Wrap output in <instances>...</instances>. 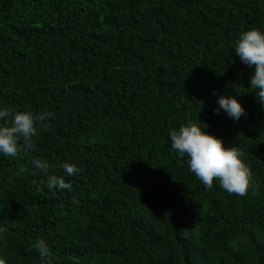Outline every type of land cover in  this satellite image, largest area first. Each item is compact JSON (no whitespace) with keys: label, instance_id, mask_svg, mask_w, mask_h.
<instances>
[{"label":"trees","instance_id":"trees-1","mask_svg":"<svg viewBox=\"0 0 264 264\" xmlns=\"http://www.w3.org/2000/svg\"><path fill=\"white\" fill-rule=\"evenodd\" d=\"M251 28L264 0H0V110L54 113L28 154H0V259L41 264L43 239L52 264H264V107L234 52ZM189 121L243 151L245 196L171 149ZM33 157L72 190L38 191Z\"/></svg>","mask_w":264,"mask_h":264},{"label":"clouds","instance_id":"clouds-1","mask_svg":"<svg viewBox=\"0 0 264 264\" xmlns=\"http://www.w3.org/2000/svg\"><path fill=\"white\" fill-rule=\"evenodd\" d=\"M234 45V52L240 61L249 68H255L250 76L249 89L255 92L256 99L264 107V32L251 28L242 32ZM217 103L218 107L214 110L216 114L223 110L235 121L246 116V110L235 96L219 95ZM50 117H54V113L48 111L18 112L8 107L0 110V154L13 159L19 158L22 153L28 154L34 148L32 138L38 131L48 130L44 122ZM204 129L191 121L186 125L181 124L177 129H169L171 149L181 158L187 156L189 170L205 188L211 189L214 180H218L220 188L227 193L245 196L252 172L242 159L243 151L235 146L224 147L222 139L209 135ZM32 164L45 177L39 181L38 191L43 187L53 192L72 190L71 183L66 182L63 176L49 175L51 167L48 161L33 157ZM60 167L69 177L81 172L80 168L70 163H62ZM20 173H29V169L21 167L18 175ZM33 183L37 184V181ZM73 203L78 204V201L74 199ZM4 231L7 229L0 227V232ZM32 247L39 253L41 264H52L51 252L45 240L37 239ZM0 264H5V261L0 259Z\"/></svg>","mask_w":264,"mask_h":264}]
</instances>
